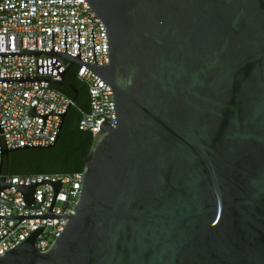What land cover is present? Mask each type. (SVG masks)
I'll use <instances>...</instances> for the list:
<instances>
[{"label":"water","instance_id":"obj_1","mask_svg":"<svg viewBox=\"0 0 264 264\" xmlns=\"http://www.w3.org/2000/svg\"><path fill=\"white\" fill-rule=\"evenodd\" d=\"M86 2L105 26L107 65L93 32L94 63L80 59L79 29L77 56L66 30L62 52L51 30L50 50L0 55L81 64L112 87L115 127L92 135L73 215L53 214L61 180L0 177L26 205L37 185L53 190L45 214L0 215L18 219L12 228L68 218L46 251L34 244L42 227L0 264H264V0Z\"/></svg>","mask_w":264,"mask_h":264},{"label":"built area","instance_id":"obj_2","mask_svg":"<svg viewBox=\"0 0 264 264\" xmlns=\"http://www.w3.org/2000/svg\"><path fill=\"white\" fill-rule=\"evenodd\" d=\"M96 65H107L105 26L86 0H0V51L53 49ZM92 29V31H91ZM93 32V41H92ZM74 66L77 78L86 86L90 110L79 121L81 130L101 132L99 123L115 127L112 87L81 64L70 63L63 56L41 52L37 55H0V165L3 151L18 147L53 144L60 132L62 115L72 98L55 88L53 81L65 79ZM83 172L33 173L6 178L9 184H28L38 180H61L54 201L53 214L73 215L81 189ZM0 177H3L0 175ZM53 190L49 184L34 188V204H24L21 193L13 187L0 192V215H37L48 211ZM68 218L0 219V255L23 242L43 227L35 239L38 251H46L59 236Z\"/></svg>","mask_w":264,"mask_h":264},{"label":"trees","instance_id":"obj_3","mask_svg":"<svg viewBox=\"0 0 264 264\" xmlns=\"http://www.w3.org/2000/svg\"><path fill=\"white\" fill-rule=\"evenodd\" d=\"M72 66L65 75L67 85H54L62 93L74 99L62 121L56 141L49 148H21L9 152L1 161L0 175L9 178L13 175L33 173H74L83 170L92 133L79 128L83 114L90 110V99L86 86L77 78ZM69 85L77 90L73 93Z\"/></svg>","mask_w":264,"mask_h":264}]
</instances>
